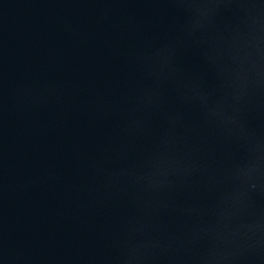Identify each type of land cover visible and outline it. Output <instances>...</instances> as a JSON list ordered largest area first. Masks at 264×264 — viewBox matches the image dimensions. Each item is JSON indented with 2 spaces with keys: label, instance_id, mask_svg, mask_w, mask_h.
Returning <instances> with one entry per match:
<instances>
[{
  "label": "water",
  "instance_id": "obj_1",
  "mask_svg": "<svg viewBox=\"0 0 264 264\" xmlns=\"http://www.w3.org/2000/svg\"><path fill=\"white\" fill-rule=\"evenodd\" d=\"M0 264H264V0H0Z\"/></svg>",
  "mask_w": 264,
  "mask_h": 264
}]
</instances>
